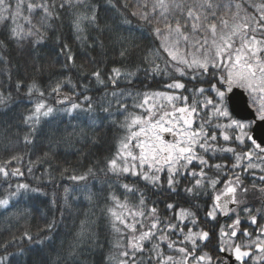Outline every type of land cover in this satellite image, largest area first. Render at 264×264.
Segmentation results:
<instances>
[{
	"label": "trees",
	"instance_id": "16d2710c",
	"mask_svg": "<svg viewBox=\"0 0 264 264\" xmlns=\"http://www.w3.org/2000/svg\"><path fill=\"white\" fill-rule=\"evenodd\" d=\"M32 2L38 3L40 0ZM127 2L128 8L123 7L122 0H86L87 7H70L66 0H49L50 4L54 3L53 12L58 13L59 18L41 23V12L32 15V23L40 27L45 37L42 43L36 45L31 37L26 40L10 38V21L0 24V41H3V46H0V92L8 97L5 103L0 104V163L12 156L22 157L7 167L9 170L18 167L23 173L15 177L10 175L6 179L0 175V198L14 191L20 183L38 189L37 192H28L12 199L7 208H0V257L8 256L7 264H117L119 249L114 245L119 237L112 231L107 212L112 206L110 193H115L121 200L127 196L131 204H137L140 193H143L147 207L156 206L161 221L174 224L179 223L174 218L178 208L195 212L199 224L194 230L202 228L210 232V242H202L201 251L209 252L214 257L221 256L217 251L221 228L233 223L237 216L241 221L238 235L245 228L251 232L257 228L251 223L250 215L257 216L258 225L264 224V191L260 190L264 188V181L258 179L264 173L259 169L253 170L255 175L253 171L245 172L242 168L231 169V164L235 163L233 153L201 152L209 160V165L219 163L222 168L217 170L205 166L207 176L200 188L195 187L192 177H180L176 192L167 188L164 176V186L153 187L138 177L116 176L108 172L107 161L116 154L119 142L126 135L121 127L124 116L116 113L111 96L113 91L123 90L125 94L184 91L165 89V82H171L173 77L192 90L184 91V95L190 98L203 100L194 89L208 88L207 83L191 80L188 76L181 78L171 69L168 76L146 71L151 66L150 61L154 59L159 41L152 34L150 26L131 15L136 10L135 0ZM11 3L16 4V1L11 0ZM72 3L75 5L76 0H72ZM93 8L97 16L96 24L84 22V31L77 33L73 26L75 14H91ZM22 15H28L26 7ZM126 19L130 23H125ZM17 22L25 30L29 27L22 19ZM121 51H126L124 57H121ZM164 59L156 60L162 69ZM113 68L135 75L121 76L113 86L108 79ZM95 71L100 72L103 84L92 75ZM69 80L71 84L67 83ZM33 84L36 87L29 93V87ZM57 84L62 85L60 92L73 97L71 102L81 103L85 108L88 101H84V96L91 97L92 110L67 115L62 109L70 107V103L63 107L55 104L57 93L52 89ZM41 100L54 108L53 115L41 118L38 124L26 122L25 117ZM109 101H112L111 116L102 111V105L108 106ZM127 102L129 106L133 103L131 99ZM226 106L228 108L227 100ZM230 116L236 119L231 113ZM223 121L228 120L221 118L218 122L223 124ZM216 131L215 144L218 147H232L237 153L253 148L247 139L243 145L234 139L240 134L238 129L226 130L233 137L229 141H224L220 135L224 129ZM25 136L29 137L31 143L25 142ZM30 167L31 172L28 171ZM199 167L197 165V171ZM89 168L93 173L87 181L75 182L68 178L83 175ZM237 175L247 191L238 188L236 196L240 203L235 205L229 219L222 221L220 216H216L215 220L206 219L215 194L224 188L229 179L235 182ZM211 180L219 181L215 190L209 183ZM125 183L134 185L138 191L126 193L122 188ZM9 185L12 187L9 188ZM189 187L193 188L192 193L185 191ZM65 189H68L67 202ZM169 203L176 205L177 209L168 210L166 205ZM245 207L251 209V214L243 210ZM82 221L85 222L83 234ZM49 225L52 227L49 228ZM188 226L192 227L191 224ZM26 231L32 236L31 241L21 239ZM180 239L182 237L178 234L170 235V241ZM126 242L125 238L123 243ZM5 244L6 248L3 247ZM150 247L149 244L145 249V259ZM162 247L166 255H180L167 249L166 244Z\"/></svg>",
	"mask_w": 264,
	"mask_h": 264
},
{
	"label": "snow or ice",
	"instance_id": "6c2138e0",
	"mask_svg": "<svg viewBox=\"0 0 264 264\" xmlns=\"http://www.w3.org/2000/svg\"><path fill=\"white\" fill-rule=\"evenodd\" d=\"M66 2L70 7H87L86 0H76L75 5L72 0ZM122 2L123 7L128 8L127 0ZM134 6L136 10L132 11L131 15L150 26L152 34L159 41L154 59L150 61L151 66L146 71L153 75L168 76L171 69L181 78L188 76L191 80L207 83L208 88L194 89L203 100L198 97L190 98L184 95V91L192 90L187 89L180 79L173 77L171 82H165V89L184 91L143 94L113 91L111 96L116 105V113L124 116L121 127L125 129L126 135L119 142L116 154L107 161L108 172L116 176H135L153 187H163L164 176L167 188L172 192H176L180 177L190 176L195 187L200 188L207 176L205 166L215 167L217 170L222 168L219 163L209 165V160L201 152L219 151L235 155V163L231 164V169L242 168L245 172L259 169L264 173V141L257 143L248 135L245 130L250 125L232 119L226 106V100L231 99L228 94L234 93V89L242 90L248 97L245 103L254 107L258 119L264 121V0H191V3L189 0H151L150 8L149 0H135ZM25 7L27 16L22 15ZM54 7V3L50 4L49 0H40L38 3L27 0L26 5L25 0H16L14 7L11 0H0V24L11 22L10 38L26 40L31 37L34 38V45L40 44L45 37L40 27L32 23V15L37 11L41 12V23L53 18L58 19V13L53 12ZM60 7L63 8L64 5L61 4ZM20 19L29 25L27 30L17 22ZM84 22L96 24L95 8L91 10V14H75L73 26L77 33L84 31ZM124 22L130 23L127 19ZM0 46H3V41H0ZM125 54L126 51L120 52L121 57ZM165 56L167 59H164ZM69 59L72 57L69 56ZM159 59H164L163 69L156 63ZM92 75L99 83H104L99 71L93 72ZM134 75L135 73H123L119 68H113L108 79L116 86L121 76ZM67 83L71 84V81ZM35 87V84L31 85L29 93ZM61 87L62 85L57 84L52 91L59 95ZM40 95L44 96V93L40 92ZM7 99L8 97L0 92V104L5 103ZM83 99L88 101L86 108L81 103L71 102L73 97L68 94L63 95V100L59 102H71L70 107L62 111L73 116L74 113H88L92 110L91 97L84 96ZM128 99L133 101L130 106ZM111 107L112 101H109L108 106L102 105V111L111 116ZM54 111L53 107L41 100L35 105L32 113L25 117V121L38 124L41 118L51 117ZM221 118L229 122L221 124L218 122ZM219 129L225 130L220 132L224 141L233 139L227 129H238L240 134L234 139L240 145L247 139L253 148L237 153L232 147H218L215 142L216 130ZM25 142L31 143L29 137L25 136ZM20 159L22 157L12 156L8 161L0 163V175L5 179L10 175H23L18 167L11 170L7 167ZM197 165L200 166L198 171ZM31 170L30 167L28 171ZM92 173V168H89L83 175H71L68 178L75 182L87 181ZM258 179L264 181V175H260ZM209 183L215 190L219 181L211 180ZM11 187L9 185V188ZM122 188L126 193L138 191L134 185L127 183L123 184ZM238 188L247 191L242 187L238 175L235 182L231 179L226 181L223 190L214 196L212 207L206 212V219L215 220L217 210L224 213L232 211L229 204L240 203L236 196ZM260 190L264 191V188ZM37 191L38 189L30 188L26 183L17 184L14 191L0 198V208H7L12 199L22 194ZM185 191L192 193L193 188H186ZM67 193L68 189H65V202ZM88 198L91 199V195ZM109 198L112 206L107 212L112 231L119 237L114 245L119 249L117 264H225L224 257H214L209 252L201 251V243L210 242V232L202 228L194 230L199 224V218L190 209H177L176 205L167 204L168 210L177 209L174 218L178 219L179 223L174 224L161 221L157 207H147L143 193H140L137 204H131L127 196L121 200L115 193H110ZM243 210L251 214L250 208L245 207ZM250 220L253 225H257L258 234L254 239L251 238L253 233L245 228L239 235L250 238L249 242H236L241 224L237 216L229 226V231L221 228L217 251L228 253L230 257H234L237 264H264V224L258 225L255 215H250ZM189 224L192 227H189ZM84 225L85 222L82 221L81 234ZM51 227L52 225H49V228ZM173 233L182 239L170 241V235ZM125 238L127 242L123 243ZM21 239L31 241L32 236L26 231ZM149 244L151 247L145 259V249ZM164 244L167 249L180 255H166L162 247ZM3 247L6 248L7 245ZM197 252L200 254L197 255ZM7 261L8 256L0 257V264H7Z\"/></svg>",
	"mask_w": 264,
	"mask_h": 264
},
{
	"label": "water",
	"instance_id": "95a60500",
	"mask_svg": "<svg viewBox=\"0 0 264 264\" xmlns=\"http://www.w3.org/2000/svg\"><path fill=\"white\" fill-rule=\"evenodd\" d=\"M68 94L66 92H60L55 96V104L58 107H63L71 102L60 103L63 100V95ZM231 99L227 100L228 109L232 116L242 122H251L250 136L256 140L257 143L264 141V121H260L257 117L255 108L249 103H245L248 100L247 93H243L242 90L234 89V93L228 94ZM264 146V145H262ZM264 203V200L262 201ZM234 204H229V209H234ZM232 211L227 213L220 212L219 216L222 221H227L231 216ZM224 257L225 264H235L234 257H230L228 253H221Z\"/></svg>",
	"mask_w": 264,
	"mask_h": 264
},
{
	"label": "rangeland",
	"instance_id": "374dc122",
	"mask_svg": "<svg viewBox=\"0 0 264 264\" xmlns=\"http://www.w3.org/2000/svg\"><path fill=\"white\" fill-rule=\"evenodd\" d=\"M16 1V0H15ZM189 3H191V0H189ZM12 5H13V7L15 6V4L14 3H12ZM229 121H227V122H224L223 121V124H226V123H228ZM241 123H244V124H247V125H250V123L249 122H241ZM251 127V126H250ZM250 127H248L245 131L247 132V133H249V135H250ZM228 131L229 130H231V129H227ZM221 190H223V187L221 188ZM216 195V194H215ZM219 214H220V211L219 210H217V214H216V216H219ZM263 214H264V211H263ZM242 217V216H241ZM233 223H230V224H228V225H224L222 228L224 229V231H229L230 230V228H229V226L230 225H232ZM250 233H253V236L251 237L252 239H254L255 238V235H257L258 234V232H257V228L255 229V231H253V232H251V231H249ZM249 239L250 238H248V237H244V236H241V235H238V238H237V240H236V242L237 243H247V242H249Z\"/></svg>",
	"mask_w": 264,
	"mask_h": 264
},
{
	"label": "flooded vegetation",
	"instance_id": "af4514ba",
	"mask_svg": "<svg viewBox=\"0 0 264 264\" xmlns=\"http://www.w3.org/2000/svg\"><path fill=\"white\" fill-rule=\"evenodd\" d=\"M235 264H237V262H235Z\"/></svg>",
	"mask_w": 264,
	"mask_h": 264
}]
</instances>
